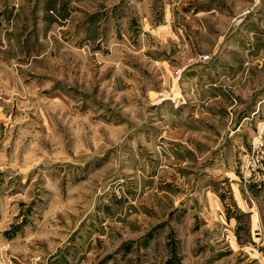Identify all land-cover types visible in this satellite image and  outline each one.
Masks as SVG:
<instances>
[{"label":"rangeland","instance_id":"1","mask_svg":"<svg viewBox=\"0 0 264 264\" xmlns=\"http://www.w3.org/2000/svg\"><path fill=\"white\" fill-rule=\"evenodd\" d=\"M0 264H264V0H0Z\"/></svg>","mask_w":264,"mask_h":264},{"label":"built area","instance_id":"2","mask_svg":"<svg viewBox=\"0 0 264 264\" xmlns=\"http://www.w3.org/2000/svg\"><path fill=\"white\" fill-rule=\"evenodd\" d=\"M258 145V148H261L262 147V142H259V144L257 143ZM259 163V160H257L256 158H252V164L256 165Z\"/></svg>","mask_w":264,"mask_h":264}]
</instances>
